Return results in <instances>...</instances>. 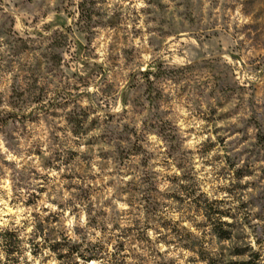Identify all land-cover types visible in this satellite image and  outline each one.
<instances>
[{"label":"rangeland","instance_id":"rangeland-1","mask_svg":"<svg viewBox=\"0 0 264 264\" xmlns=\"http://www.w3.org/2000/svg\"><path fill=\"white\" fill-rule=\"evenodd\" d=\"M1 229L14 264H264V0H0Z\"/></svg>","mask_w":264,"mask_h":264},{"label":"trees","instance_id":"trees-1","mask_svg":"<svg viewBox=\"0 0 264 264\" xmlns=\"http://www.w3.org/2000/svg\"><path fill=\"white\" fill-rule=\"evenodd\" d=\"M212 216H208V220L212 221ZM216 230V229H215ZM218 236L224 240H229V233L220 229L216 232ZM192 237L191 233H188ZM21 239L18 236L16 230H0V255L6 256L7 260L4 262L0 257V264H14L18 263L17 256L22 255V250L20 249ZM97 259H88L87 262H91ZM240 264H250V262H244Z\"/></svg>","mask_w":264,"mask_h":264}]
</instances>
